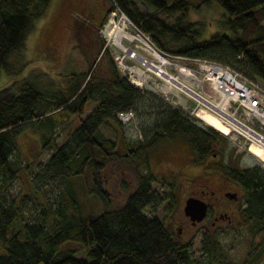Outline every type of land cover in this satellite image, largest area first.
<instances>
[{
  "label": "trees",
  "instance_id": "16d2710c",
  "mask_svg": "<svg viewBox=\"0 0 264 264\" xmlns=\"http://www.w3.org/2000/svg\"><path fill=\"white\" fill-rule=\"evenodd\" d=\"M49 1L0 0V72L22 73L27 34ZM216 1L224 8L223 19L220 28L209 33H204L202 21L187 18V0H109V9L124 13L161 50L226 63L264 85V0ZM61 78L63 84L45 72H31L0 86V264H253L263 257L264 166L222 163L224 174L242 189L238 210L250 234L246 252L236 259L229 251L232 244L220 239L223 229H205L201 253L195 257L190 240L180 239L162 216L144 209L149 203L172 204L176 186L173 180L156 178L148 154L160 141L180 137L189 145L192 161L200 163L222 152L225 135L165 101H156L154 95L144 96L112 58L107 73L69 70ZM142 97L146 108L158 107L143 129L144 138L126 144V155L141 161L145 170L137 174L123 202L110 206L101 170L117 154V145L101 126L111 119L121 122L117 112L137 109ZM72 115H77V123L57 142L55 128L64 127ZM26 126L38 133L41 148L51 147L33 172L32 185L39 189L63 183L57 207L48 202L32 219H21L19 204L3 192L17 175L12 153L16 135ZM86 171L90 174L86 191L100 204L98 208H84L75 194V184ZM257 233L261 235L255 239ZM65 241L79 243L83 252L63 246Z\"/></svg>",
  "mask_w": 264,
  "mask_h": 264
},
{
  "label": "rangeland",
  "instance_id": "374dc122",
  "mask_svg": "<svg viewBox=\"0 0 264 264\" xmlns=\"http://www.w3.org/2000/svg\"><path fill=\"white\" fill-rule=\"evenodd\" d=\"M187 2V18L202 21L204 33L220 28L224 8L216 0H187ZM109 8V0H50L45 12L34 21L27 34L23 49L25 66L22 73L12 76L0 72V86L31 72L34 74L45 72L55 81L63 84L61 77L69 70H87L88 72L95 70L99 73H107L109 60L112 58L118 70L139 86L144 96L154 95L156 101H165L195 117L198 124L217 128L226 137L222 152L217 153L215 157H207L204 162L192 161L190 147L180 137L164 139L150 150L149 169L156 178L164 177L167 181L173 180L176 186L172 204H166L164 201L157 205L149 203L144 209L162 216L180 239L190 240L192 255L195 257L201 253L202 232L205 229L209 231L223 229L219 233L220 239L224 243L232 244L233 247L229 251L237 259L246 252L250 234L238 210L242 204V189L224 174L222 163L264 166V144L233 125L208 104L193 97L177 84L146 69L136 58L114 44L105 31V25L111 14H114L116 19L123 16L126 28L133 36L132 39L123 38V44L126 47L153 61L164 72L198 91L206 99L219 102L220 91L213 88L203 69L198 65V60L161 50L153 43L150 36L139 30L124 13L118 9L110 10ZM160 15L168 20L173 19V16L163 12ZM101 37L104 38L103 41ZM153 48L161 54L165 63L152 54ZM239 72L241 76L248 79L243 70ZM143 98L137 100L139 101L136 104L137 109H133L125 121L117 122L111 119L110 124L101 126L106 135L116 139L117 145V154L107 160L101 170L102 183L107 190L110 206H118L123 202L126 194L135 185L137 174L145 170L141 161L126 155V144L134 143L143 137V129L151 122L155 108L158 107L148 104L146 108ZM225 107L227 113L232 114L264 137V124L245 111L246 109L234 99L230 98ZM90 108L91 106L86 107L82 115L86 114ZM77 119V115H72L69 121H64V127L55 128L57 142L65 137L71 127L77 123ZM15 139L16 146L13 149L12 158L17 162V175L3 189V192L9 201L19 204L21 219H32L37 216L43 206L48 205V202L51 203V207H57L59 202L56 199L59 197L63 183L59 186L54 184L35 188L31 177L38 168V163L47 158L51 147L41 148L38 133L29 126L23 128ZM89 184L90 174L86 171L83 179L75 184L77 200L84 208L89 206L98 208L100 204L96 202L92 194L86 191ZM153 186L159 188L158 181H153ZM2 188L0 174V191ZM203 188L206 190L202 191ZM160 189L164 188L161 186ZM224 189L236 190L237 196L227 197L223 193ZM192 194L202 196L210 206L208 214L195 224L190 223L183 211L185 198ZM217 210L228 211V215L224 218L220 216L213 218V213H217ZM18 221L19 218L15 220V225ZM179 225L181 229L178 231ZM260 235L257 233L255 239H258ZM62 245L75 248L77 253L83 252L82 245L75 241H65ZM36 264H42V262ZM253 264H264V255Z\"/></svg>",
  "mask_w": 264,
  "mask_h": 264
},
{
  "label": "bare ground",
  "instance_id": "6f19581e",
  "mask_svg": "<svg viewBox=\"0 0 264 264\" xmlns=\"http://www.w3.org/2000/svg\"><path fill=\"white\" fill-rule=\"evenodd\" d=\"M108 22L105 25V31L108 34V36L111 38L112 42L119 47H121L126 53L136 58L146 69H149L150 71L154 72L155 74L161 75L165 79H167L169 82L177 84L187 92L193 95V97L197 98L198 100H201L202 102L208 104L212 109H214L217 113H219L220 116L227 119L229 122H231L233 125L238 126L243 131H245L247 134H250L252 137L256 138L259 142L264 144V137L262 135H259L258 133L254 132L251 128L242 125L241 123L237 122L232 114H229L226 112V103L228 102L229 98L236 95L237 89L239 90L240 84L236 81L233 83L234 85L230 86L233 88V92L231 93L229 90V83L227 84L228 87L224 86V82H226L228 75L219 77L217 79L218 83L222 84L220 87L218 85V89L221 93L219 102H212L208 99H205L194 92L188 90L184 86L185 83L182 84L179 80L176 79V77L164 72V70L156 65L153 61H150L146 59L144 56L140 55L139 53L135 52L132 49H129L123 44V38H129L132 39V34L127 30L126 28V21L123 16H119L118 19L114 17V14L110 15V18H108ZM151 48V47H150ZM152 54L160 59V61L165 63L164 58L161 56V54L156 50L152 49ZM138 70H140L138 68ZM183 70V69H182ZM227 76V77H226ZM232 90V89H231Z\"/></svg>",
  "mask_w": 264,
  "mask_h": 264
},
{
  "label": "built area",
  "instance_id": "2783aa9c",
  "mask_svg": "<svg viewBox=\"0 0 264 264\" xmlns=\"http://www.w3.org/2000/svg\"><path fill=\"white\" fill-rule=\"evenodd\" d=\"M184 57L198 60V65L203 69L205 76L209 79L215 90L219 91L218 85L219 87L222 85L218 83L217 79L225 75H228V77L226 76L227 80L224 82V86L228 87L227 84L229 83L231 93L233 92V88L230 86L234 85L235 81L239 83V90L237 89L236 95L230 98L234 99V101L246 109L245 111L254 115L259 122L264 124V85L260 81L251 78L247 79L245 76H241V73L232 66L214 59L188 55H184ZM129 113L131 114L130 110L118 111L117 117L125 121L130 116Z\"/></svg>",
  "mask_w": 264,
  "mask_h": 264
},
{
  "label": "water",
  "instance_id": "95a60500",
  "mask_svg": "<svg viewBox=\"0 0 264 264\" xmlns=\"http://www.w3.org/2000/svg\"><path fill=\"white\" fill-rule=\"evenodd\" d=\"M188 90L194 92L195 94L205 98L202 94H200L198 91L192 89L191 87H188L187 85H184ZM206 99V98H205ZM234 119L241 123L244 126H247L245 123H243L241 120L233 116ZM248 127V126H247ZM252 129V128H251ZM255 131V130H254ZM206 202L204 199H202L199 196L195 195H188L185 198V202L183 204V211L185 214L189 215V217L192 220H200L203 218V216L206 214Z\"/></svg>",
  "mask_w": 264,
  "mask_h": 264
},
{
  "label": "flooded vegetation",
  "instance_id": "af4514ba",
  "mask_svg": "<svg viewBox=\"0 0 264 264\" xmlns=\"http://www.w3.org/2000/svg\"><path fill=\"white\" fill-rule=\"evenodd\" d=\"M233 182V181H232ZM235 183V182H234ZM206 189L205 188H203V190L202 191H205ZM223 193H224V195H226L227 197H230V198H235L236 196H237V191L236 190H230V189H224L223 190ZM193 195V194H192ZM195 196H199V197H201L202 199H204L202 196H200V195H195ZM205 200V202H206V214L203 216V218L208 214V210H210V206H209V202L206 200V199H204ZM187 215V214H186ZM226 215H228V211H225V210H217V213H213V218H218L219 216L220 217H226ZM188 216V218H189V221H190V223L191 224H195L197 221H199V220H192L190 217H189V215H187ZM181 229V226L179 225L178 226V231Z\"/></svg>",
  "mask_w": 264,
  "mask_h": 264
}]
</instances>
